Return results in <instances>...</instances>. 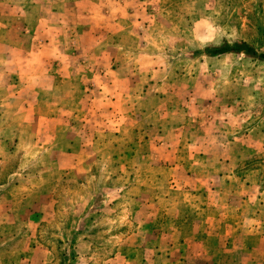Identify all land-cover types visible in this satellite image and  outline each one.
Returning a JSON list of instances; mask_svg holds the SVG:
<instances>
[{"label": "crops", "instance_id": "crops-1", "mask_svg": "<svg viewBox=\"0 0 264 264\" xmlns=\"http://www.w3.org/2000/svg\"><path fill=\"white\" fill-rule=\"evenodd\" d=\"M191 5L185 0L179 4L170 0H0V15L7 18L3 26L10 27L12 17L21 19L20 32L27 38L36 40L35 32H40L41 26H53V37L39 34L37 42L46 45V40L51 44L53 39L54 61L59 56L73 59L80 54L82 79L86 80L82 91L86 88L110 114L100 119L103 127L111 129L117 139L131 137L132 152L146 149L135 152L142 154L139 166L146 178L138 183L140 199L137 195L136 208L127 216L136 229L105 264H264V186L248 178L250 171L239 173L243 164L235 162L233 151L224 144L229 139L228 131L223 130L225 116L217 110L227 105L216 103L212 108L203 98L211 94L196 90L201 79L195 65L211 57L192 55L209 43L199 42V22L190 18L191 12L187 14ZM34 10L38 15L31 21L29 15ZM52 15L53 24L49 21ZM188 36L194 52L186 53L177 44ZM184 60L188 65L177 68ZM60 90H65L62 83ZM95 98L90 100L93 105ZM9 133L0 131L5 153L10 139L19 140L17 133ZM3 150L0 163L4 162ZM73 152V148L66 149L67 154ZM76 164L72 162L67 169ZM88 165L93 164L86 163L83 169H93ZM108 167L97 166L101 171ZM36 168L43 171L40 177L52 170L41 163ZM116 168L120 166H111V170ZM25 175V169H19L13 178L18 187L22 180L27 184V192L15 201L18 211L27 209L31 196L44 195V189L30 191L31 179ZM7 182H0V190L4 188L0 195L14 200L8 186L5 189ZM155 190L163 194L160 203L149 194ZM167 191L176 197H167ZM107 207L106 203L99 213H106ZM30 212L27 225L31 226L41 215ZM8 225L3 226L8 229ZM84 227V223L77 225L74 231L83 232ZM159 231L160 241L155 237ZM84 238L73 246L76 257L67 263L91 264L90 255L95 252ZM5 248L0 244V250ZM32 256L25 264L46 263L38 246Z\"/></svg>", "mask_w": 264, "mask_h": 264}, {"label": "rangeland", "instance_id": "rangeland-1", "mask_svg": "<svg viewBox=\"0 0 264 264\" xmlns=\"http://www.w3.org/2000/svg\"><path fill=\"white\" fill-rule=\"evenodd\" d=\"M170 1L179 4V0ZM185 1L192 4L187 14L191 12L190 18L194 16L199 22L197 26L202 35L199 42L221 46L243 41L264 54V0ZM37 15L34 10L29 20L35 21ZM6 20L5 15H0V131L10 132L12 136L17 133L19 140L10 139L6 153L2 149L4 143L0 142L4 158L0 163V182L8 181L5 189L8 186L7 191L14 198L0 195V215L4 213L0 217V244L9 248L0 250V264L7 260L10 264H21L22 260L25 264L29 258L32 260L36 246L41 249L45 264H71L67 260L83 235L95 252L90 255V263L105 264L117 246L136 229L127 216L136 208L137 195L139 201L141 193L138 183L145 178V170L139 166L142 154L135 155V152L146 149L139 147L132 152L131 137L117 139L111 129L103 127L100 119L110 114L99 107L98 98L86 88L82 91L86 80L82 79L85 73L81 71L80 54L73 59L59 56L54 61L53 39L51 44L46 40V45L37 42L39 34L53 37V26H41V31L35 32V40L20 32L21 19L10 18V27L3 26ZM49 21L53 24V15ZM190 37L177 44L186 53L194 48L188 43ZM187 65L188 61L184 60L176 67L183 69ZM195 67L201 79L197 92L211 94L203 98L209 100L212 108L216 103L227 105L217 112L225 116L227 128L223 130L228 131L229 139L224 144L227 142L233 151L235 162L243 164L239 173L250 171L248 178L264 186V59L231 53L202 59ZM61 83L67 93L60 90ZM94 98L93 105L90 100ZM138 135L139 130L135 132ZM72 148L74 152L67 154L66 149ZM72 162L77 164L67 169ZM37 163L53 171H44L40 177L38 174L43 171L36 168ZM86 163L93 164L87 166L93 169L84 170ZM102 164L108 165V170L97 168ZM115 164L120 168L111 170ZM19 169H25V177H30V191L44 189V195L31 196L27 209L22 211L14 208L22 192H27L26 180L21 179L20 187L14 184L13 178ZM117 184L124 186L123 189L116 187ZM149 194L155 202L163 199L161 191ZM165 194L173 196L169 191ZM115 197L117 201H112ZM106 203L110 206L107 212L99 213ZM30 211L41 215L31 226L27 225L32 216ZM6 223H9L8 229L3 226ZM83 223V232L74 231ZM160 232H156L158 240ZM78 264L81 263L78 261Z\"/></svg>", "mask_w": 264, "mask_h": 264}, {"label": "trees", "instance_id": "trees-1", "mask_svg": "<svg viewBox=\"0 0 264 264\" xmlns=\"http://www.w3.org/2000/svg\"><path fill=\"white\" fill-rule=\"evenodd\" d=\"M229 53H241L248 55L251 58L260 60L264 59V54L257 53V51L252 46L244 43L243 41H238L233 44H223L221 46L217 44H208L203 46L202 49H196L192 55L215 57ZM73 258L74 252H72L70 259L72 260Z\"/></svg>", "mask_w": 264, "mask_h": 264}]
</instances>
